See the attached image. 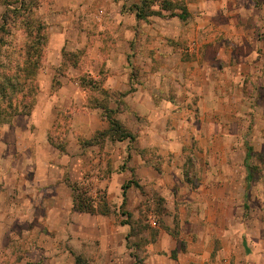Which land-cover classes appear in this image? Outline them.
Masks as SVG:
<instances>
[{
  "label": "rangeland",
  "instance_id": "374dc122",
  "mask_svg": "<svg viewBox=\"0 0 264 264\" xmlns=\"http://www.w3.org/2000/svg\"><path fill=\"white\" fill-rule=\"evenodd\" d=\"M22 1H25L27 6L24 16L14 13L6 14V8L16 9ZM182 1V5L187 9V3ZM253 1L257 7L256 11H252L253 15L264 23V1ZM55 4L54 0H0V81L3 76L11 74L15 70V66L23 61L24 49L29 40L25 25L27 18L31 20V27H29L31 31L35 30L37 25L45 27L47 41V31L51 23L49 20L55 18L51 11ZM108 4L106 1L105 7L96 4L94 9L86 15L72 11L67 15L68 37L73 43L81 44V47L75 52H66L74 55L78 62L77 65L87 63V56L90 55L95 39H101L103 49H105V43L110 41L108 39L111 34L117 33V31L109 33L108 30L105 31V28H98L111 14L106 8ZM136 4H131L127 9L134 13L133 7ZM44 8H48V11ZM162 15V17H149L144 20L145 22H137L135 37L141 39L145 36L149 40L150 37H154V34L164 36L165 34L160 31V28L164 27L161 23L170 21L165 27L168 35L175 37L179 35V37L168 39L176 54L174 58L170 59L169 65L178 70L181 68L182 62H191L187 56V59H184V52H187L189 48L197 50L196 44L189 45V39L188 41L184 40L180 34L189 25L190 30L192 27L194 28L197 24L196 18H199L200 15L196 11L192 14L189 13V17L185 21L176 17H168L169 14L165 12H162ZM220 17L216 19L221 21L223 18ZM262 29L264 30V28L255 26L253 31L259 41H263L256 48L261 60L253 62L254 70L258 69V79L255 78L256 76L252 80L244 78L241 87L234 86L230 90L225 88L223 91H211L207 93L209 95L204 101L205 94L202 91L191 90L194 89L193 86L186 84L183 71L182 76L181 70H179L173 76L167 77L171 81L165 83L162 90L164 98L173 106L167 105L171 118L167 119L162 130L159 127L156 131V134L163 137V141L166 142L164 145H166L167 154L162 157L158 154V149L155 148L147 158L157 170V174L161 172V164H164L166 174L164 173L165 175L161 177H165L161 184L154 183L152 186L146 185L138 189L134 187L137 182L134 177L133 159L140 155L137 150V134L121 122L122 127L131 135V139L125 138L121 141L105 139L99 145H83L82 143L91 139L95 132L105 131V129L96 130L84 138L76 137L72 140L69 149L74 155L71 154L69 157L67 147L70 143L71 130L74 127L72 124L73 114L75 112L88 113L87 109H82L86 106L99 120L105 122L102 118V111L94 107L96 103H102L104 96L94 90H88L90 96L87 95V97L90 98L83 107L59 104V129L56 133L54 132L53 139L59 137L56 138L58 142L64 139L66 154L58 155L61 160L60 171L49 172L51 174L49 178L57 181V174L60 177L59 181L63 185L61 192L63 209L70 204L71 211H73V194L67 186V180L70 184L77 185L75 194L80 197L77 199L81 202L80 204L87 207L90 205L95 211L102 212V214L77 212V214H73L74 217L66 215L63 220L58 218L53 220V216L57 215V210L54 208L50 210L49 220L29 222L28 226L19 220L6 219L5 225L14 233H21L22 229L26 227L37 232L36 240L31 239V243L39 241L42 244V251L34 253L32 258L34 260L26 261L27 256L24 255L25 250L21 243L23 237L17 235L13 238L9 249L0 252V264H75L77 256L80 257V264H105V221L106 226L114 228L123 226L127 230L125 234L126 249L129 250L136 263L143 256V253L139 252L140 245L144 246L149 242L157 243L159 234H164L169 239L168 242L161 241V245L164 247H167L170 241L173 242L169 254L172 259H178L185 256L183 253H185L188 244L199 245L207 242L205 235H199L200 232L203 233L205 225V220L201 219L202 213L220 210L223 213L222 228L224 231L221 239H216L211 235L210 242L211 239H215L216 249L223 250V259L230 260L232 263L239 260L246 264H264V82L259 78L260 64L264 65V32L261 31ZM47 51L46 42L43 61L32 83L37 85L38 89L40 84L38 75L45 66ZM74 57L67 56L64 66L56 68L52 90H57L60 87L59 79L66 76L75 61ZM140 62L144 61L136 60L134 56L127 59L126 67L130 71L133 84L139 78L136 70ZM157 62L152 65L153 68H159ZM116 66H119L118 61ZM88 67L87 72L81 73L76 79L83 74L87 78H92L89 74V70H91L97 76L96 81L105 80V62H92L88 64ZM156 78L161 85L166 80L159 75ZM44 87H47V83ZM102 88L105 90L104 83ZM27 90L30 91L28 87H25L22 92L11 96L13 97L12 102L19 104L31 99L33 95ZM105 91L112 94L109 96L108 102L117 96L115 93ZM162 97L161 95L156 96V101L159 104ZM213 98L217 102L216 108L212 107ZM115 108L120 109V107ZM11 118L8 108L0 101V126ZM214 120L220 121V123L217 124ZM92 125L96 129L99 128L98 125ZM49 131L53 133V130ZM174 133L179 134V139L175 140ZM214 133H220L216 139L213 138ZM235 134L238 135V138ZM173 142H176L177 145L174 152L172 151ZM118 149L124 151L123 158L119 160L115 157ZM175 152L179 153L177 157L174 156ZM76 158L81 160L82 165L81 168L72 170L71 164L73 161H77ZM142 158L144 157L142 156ZM247 177L251 180L247 181ZM219 179L222 182L221 196L225 199L222 204L215 203L214 199L217 200L218 196L216 194L215 198L211 187H208V184ZM239 181L242 183L240 187L237 186ZM125 183H128L131 189L128 196L126 195L125 205L121 206V186ZM65 188H68L69 197L66 196L67 193L65 194ZM56 189L58 192L61 191V188L57 187ZM244 190L247 192L245 197L248 198L247 204L243 206L245 197L242 196L238 200L237 196L241 192L243 195ZM0 208L6 210L7 205L1 203ZM239 211L243 212L245 219L238 218ZM105 212L107 214H103ZM93 217L99 219L98 228L101 230L91 229ZM124 221L128 224L121 225L120 222ZM209 224L213 228L215 221L211 219ZM239 228L243 229L241 235L235 230ZM73 238H77L78 242L75 251H72V247L69 246V241ZM245 244L249 247L248 253L244 250ZM197 254L200 255V253ZM246 255H249L247 259Z\"/></svg>",
  "mask_w": 264,
  "mask_h": 264
},
{
  "label": "crops",
  "instance_id": "0c3cea01",
  "mask_svg": "<svg viewBox=\"0 0 264 264\" xmlns=\"http://www.w3.org/2000/svg\"><path fill=\"white\" fill-rule=\"evenodd\" d=\"M54 1L56 4L52 6L51 11L55 18L51 19L52 21L49 20L51 23L47 31V60L43 71L38 75L40 84L31 112L29 115L14 116L0 126V204L7 205L6 210L0 208V252L7 251L13 238L21 235L23 237L22 248L25 250L24 255L27 256L25 260L28 262L34 257V253L42 251V244L39 241L31 243V239L36 240L37 232L26 227L22 229L21 233H14L5 225L4 221L6 219L19 220L28 226L29 222L49 220L50 210L54 208L57 210V215L53 216V220L57 218L63 220L66 215L74 217L77 214V212L71 211L70 204L65 209L62 208L63 185L59 181L58 174L57 181L49 178L51 175L49 172L60 171L61 160L58 155L61 153L49 144L47 135L57 119L59 104L83 107L90 98L87 97V95L90 96V93L82 89L76 79L81 73L87 72L89 63L105 62V90L112 93L128 92L120 99L119 96L110 99L109 107L111 109L120 107L121 110L119 109L114 115L115 119L137 134V150L140 155L135 156V160L133 159L134 177L137 185L144 187L152 186L154 183L161 184L165 178L161 177L166 174L164 164H161V172L157 174V170L147 158L155 148L158 149L157 152L160 156L165 157L167 154L164 138L156 134L158 128L160 127L162 130L164 123L166 124L167 119L171 118L167 105H172L164 98L162 90L163 85L171 81L167 77H171L181 70V76L184 73L186 84L193 86L194 89L191 90L202 91L205 94L203 98L205 101L209 95L207 93L211 91H223L225 88L230 90L234 86L241 87L244 78L252 80L256 76L255 78L258 79V69L254 70L253 62L261 60L256 48L259 43H263L253 33L255 26L264 28V23L253 15L257 8L253 0H184L187 3V11L191 14L196 11L200 16L196 18L197 24L194 28L192 27L190 30L189 25L180 35L186 41L189 39V45L196 44L197 50L189 48L187 52H184V59L187 56L191 62H182L181 68L176 70L169 65L170 59L174 58L176 54L168 39L178 38L179 35H177L178 33L177 37L168 35L165 27L170 21L161 23L164 27H161L160 31L165 34V37L156 34L149 40L145 36L141 39L135 37L136 23L145 21L136 20L133 11L127 8L131 4H136L138 0ZM105 1L109 3L106 8L111 14L98 28H105V31L108 30L109 33L116 31L117 33L111 34L108 39L110 41L105 43V49H103L102 40L95 39L90 55L87 56V63H80L77 65L78 67L71 66L66 76L59 79L60 87L57 90H52L56 68L61 64L62 51L75 52L81 47V44L73 43L68 37L67 15L71 11L86 15L94 9L96 4L105 7ZM123 8L125 9L122 10ZM44 10L48 11V8H44ZM218 17L223 19L219 21L216 19ZM261 31L264 32L263 29ZM131 56H134L136 60L144 61L140 62L136 70L139 78L135 84H133L130 71L126 67L127 59H131ZM117 61L119 66H116ZM156 62L159 68H153L152 65ZM260 69L259 78L264 82L263 64H260ZM89 74L94 80L97 79L96 74L91 70H89ZM157 75L166 79L162 85L156 78ZM46 83L47 87L45 88ZM160 95L163 97L159 104L156 101V96ZM213 102L212 107L216 108L215 98H213ZM82 109H87L89 112L73 114L72 124L74 127L71 130L70 143L67 147L69 157L71 154L74 155L69 148L72 145V140L76 137L84 138L96 130L108 128L106 120L105 122L99 120L86 106ZM214 114L216 113L214 112ZM214 122L220 123L217 120ZM92 124L98 125L99 128H94L95 126L93 127ZM220 133H214L213 138L216 139ZM203 134L205 133L203 132ZM174 136L175 140L179 139L178 133H174ZM235 136L238 138L237 134ZM176 146V142H173V152ZM117 151L116 159H122L123 149ZM178 155L179 153L175 152L174 156ZM66 157L68 158V156ZM76 159L77 161L70 163L72 170L81 168V160ZM249 180L251 178L247 177V181ZM241 184V181L237 182L238 187ZM57 187L61 188L60 192L57 191ZM208 187H211L215 198L216 194L218 196L217 200L214 199L215 203L222 204L225 199L221 196V179L214 180L212 184H208ZM130 189L126 192L127 196ZM65 194L69 197L68 188H65ZM242 196H247V192L243 195L241 192L237 196L238 200ZM247 198H244L243 206L247 204ZM202 214L201 219L205 220V225L203 233L200 232L199 235H205L207 242L199 245L188 244L185 253H183L185 256L172 259L169 249L171 250L173 247V242L170 241L169 245L164 247L161 245V241L168 242L169 239L164 234H159L157 243L149 242L144 246L140 245L139 252H142L143 256L138 263L132 259L129 250L126 249L125 234L127 230L123 226L120 228L106 226L105 221V264H231L230 260L223 259V250L216 249L215 239H211L210 242L211 235L216 239H221L223 234L222 211H204ZM238 214V218L245 219L243 212L239 211ZM211 219L215 221L213 228L211 223L209 224ZM91 220V229H100L98 228L99 219L93 217ZM35 225L37 224L35 223ZM235 230L239 235L243 232V229L240 228ZM76 240L77 238H73L69 241L72 251H75V246L78 244ZM248 249V245L245 244V252ZM249 255L245 256L246 259ZM232 264L246 263L235 260Z\"/></svg>",
  "mask_w": 264,
  "mask_h": 264
},
{
  "label": "trees",
  "instance_id": "16d2710c",
  "mask_svg": "<svg viewBox=\"0 0 264 264\" xmlns=\"http://www.w3.org/2000/svg\"><path fill=\"white\" fill-rule=\"evenodd\" d=\"M182 0H139L138 4L134 5V14L136 20H147L149 17H162V12L168 13V17H176L181 21H185L189 17V13L185 6L182 5ZM156 8V9H155ZM27 6L25 1L20 3V6L16 9L6 8V14H19V16H24L26 13ZM25 25L27 27L26 34L29 37V40L24 49L23 61L18 66H15V70L8 75L3 76L0 81V101L6 105L9 111V116L14 117L20 114L29 115L34 104V98L38 91L37 85H33V81L37 76L38 70L40 69L41 63L44 58V52L46 47V29L44 26L37 25V28L33 31L31 27V20L26 19ZM42 48V50H41ZM61 67L64 66L67 56L74 57L73 54L62 51L61 53ZM75 58V57H74ZM77 59L73 61V67L77 66ZM79 86L85 90H94L95 92L102 93L104 100L102 103H96L94 107L99 108L102 111V118L107 121L108 128L105 131L95 132L93 137L88 141H84L83 145H99L105 139L111 141H121L125 138L131 139V135L126 131L120 122L115 119L114 115L118 112L119 109H111L109 107V96L111 93H107L103 88L102 84L104 80L96 81L93 78H87L84 74L78 78ZM29 88L28 93L32 94L33 97L27 100L26 102L14 104L13 97L18 93L22 92L23 88ZM128 93V92H127ZM127 93H115L119 97L125 96ZM10 94V95H9ZM58 116L55 123L52 126L53 133H48L47 139L49 144L55 148L59 153L66 154L65 142L64 139H61L60 142L53 139L54 132L56 133L59 129L58 127ZM65 137V136H64ZM62 137V138H64ZM68 183L67 186L72 190V210L80 213H90V214H102V212L95 211L90 205L87 207L84 204H80L78 201L80 197L76 196L75 192L77 190V185ZM135 188H140L138 185L134 186ZM129 189V184L125 183L121 186V196L122 203L121 206L125 205L126 202V192ZM103 214H107L106 212ZM121 225H127L128 222H120ZM126 239V237H125ZM80 257H75V264H80Z\"/></svg>",
  "mask_w": 264,
  "mask_h": 264
}]
</instances>
